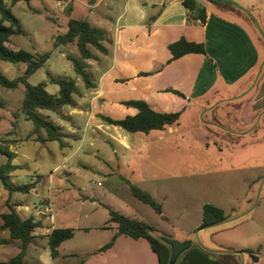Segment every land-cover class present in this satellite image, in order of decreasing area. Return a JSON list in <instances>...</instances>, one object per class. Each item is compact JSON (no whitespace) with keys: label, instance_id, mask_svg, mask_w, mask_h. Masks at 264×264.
<instances>
[{"label":"rangeland","instance_id":"374dc122","mask_svg":"<svg viewBox=\"0 0 264 264\" xmlns=\"http://www.w3.org/2000/svg\"><path fill=\"white\" fill-rule=\"evenodd\" d=\"M82 1L73 0V3L61 9L57 0H19L16 3L5 0L20 20L23 30L21 34L12 36L7 44L15 50L50 52L49 59L29 76L28 82L36 85L46 81L47 90L57 94L59 85L51 82L50 77L72 78L78 89L74 95L75 101L80 102V108L88 109L89 106L92 110L95 95L86 94L91 88L85 86L69 59V56L81 57L76 42L56 44L58 35L63 34L68 27L67 17L70 16L72 5V17L83 18L87 14L88 8ZM124 1L111 0L114 4L113 14L118 15L122 11ZM197 1L202 5L208 3L213 11L220 13V8H235L237 0ZM260 2L261 0H253L256 5ZM260 36L264 40L263 32H260ZM92 51L95 56L99 54V50L93 47ZM89 61L93 62V59ZM262 66L263 63L258 72ZM25 68V63L0 59V72L9 79L23 75ZM249 85L253 87L252 96H249L250 99H242H249L251 113L256 117L252 124L245 122V114L242 112L245 102H225L215 107L218 100L213 101V113L210 105L204 101L199 119H196L195 109L186 110L181 116L180 133L174 147L165 143L162 151L152 155V162L141 163L148 167L151 174L171 172L186 176L173 182L176 187L170 193V199L179 202L181 207L182 204H188L191 207L189 216L195 213V217L200 215L197 208L204 201L225 206L222 209L228 219L219 225H200L191 232L195 243H202L201 236L205 235L212 240L216 250L229 251L226 248L228 245L241 249L243 256L240 255L239 264H264V71L253 78ZM24 92L23 84L17 88H6L0 84V146L14 153L13 164L17 165L13 172L16 175L11 179L14 178V183L20 184L31 180L37 182L36 191L29 194L17 192L15 196L27 198L32 203L42 201L40 204L47 205L44 211L49 213L50 221H53L55 214L56 225L74 228V236L57 248L52 254L53 261L43 260L45 264H84L91 253H99L98 246L105 245L113 235L112 228L104 229L102 226L117 227L109 221V209L130 217L136 212L122 194L109 190V186L116 180L110 175L112 170H118L123 178L131 170L124 164L122 152L116 157L110 143L100 137L96 122L104 120L98 109L93 113L91 126H87L90 115L73 111L74 108L68 105L61 106L56 111L40 110L56 124L63 125L61 130L65 132V146H61L58 141H38L39 134L44 138L47 134L44 129L37 133L34 123L26 118L22 109ZM113 99L117 101L108 103L101 111L120 118L124 112L117 105L119 100L141 97L137 89L121 86ZM103 101L100 98L101 105ZM79 125L80 129L76 133L70 130L71 126L76 129ZM6 161L7 155L0 150V165ZM139 173L138 171L136 175L139 176ZM128 192H131L130 189ZM7 193L0 181V213L4 210L2 199ZM187 212L185 206L181 213L186 216ZM176 227L174 230L179 229ZM155 234L160 235L158 232ZM121 238L122 243L118 246L120 256L116 258L118 264L127 259L124 257L127 254L125 249L151 250L145 238ZM205 243L212 245L210 242ZM33 244L30 247L31 254L48 253L46 256L51 257L47 241L43 237ZM17 251L16 246H0V261L9 259ZM144 257L146 256L137 254L132 259L143 261ZM27 260L29 264V258ZM145 262H148L147 257ZM105 264H109L108 261Z\"/></svg>","mask_w":264,"mask_h":264},{"label":"crops","instance_id":"0c3cea01","mask_svg":"<svg viewBox=\"0 0 264 264\" xmlns=\"http://www.w3.org/2000/svg\"><path fill=\"white\" fill-rule=\"evenodd\" d=\"M70 3H73V0H57V5L61 9ZM82 3L88 8V12L79 19L88 20L92 26L105 31L104 44L108 49L107 53L99 51L96 56L93 52V58L84 60L95 84L89 89L91 91L86 92V94L95 95L92 103L93 111L89 106L88 109L80 108L79 101L74 106H70L74 108L73 111L84 112L85 116L90 115L87 119V126L92 125L93 113L97 109L102 115L110 116L105 112L102 113L101 109L106 108L108 103L112 104L117 101L113 99V96L121 86L137 89L141 99L147 101L158 112L181 111L182 116L186 110L195 109L196 119L200 118L204 101H207L213 113L215 112V108L211 107L213 101L218 100L215 107L225 102H245L242 111L245 114V122L250 125L255 121L256 117L251 113V104L248 103L249 96H252L253 93V87L249 84L253 78L258 74L261 75L264 71V40L260 36V32L264 33V0H261L258 5L254 4L253 0H237L235 4L237 8L231 6L233 8L217 9L220 13L213 11L208 3L203 4L207 11L206 19L202 24L196 23L191 18L183 0H125L123 9L118 15L113 14L112 6L114 4L111 0H83ZM72 10L73 5L70 9V16L67 17L68 20L72 17ZM181 37H185L189 41L203 43L206 54L188 53L170 61L172 54L169 44ZM92 59L93 62H90L89 60ZM262 63L260 73L258 71ZM141 72L148 74L142 75ZM170 89L179 90L185 96L175 94L169 91ZM242 97L249 99L244 101ZM100 98L104 100L102 105ZM125 100H119L117 104L123 108L124 115L116 119L137 113L136 108L127 107L121 103ZM180 119L178 123L167 126L163 130H152L148 133H132L105 121L96 122L100 137L110 143L114 155L117 157L118 153L122 152L124 164L131 170L125 178H130L132 183L150 192L161 202L165 218L158 215L150 205L128 192L129 187L122 179V175H119L118 170L111 171L110 175L116 180L109 186V190L115 194H122L121 196L127 200L126 202L134 208L136 212L131 215V218L151 224L158 234L181 241L191 240V246L199 245L210 252L212 257L222 256V259L229 264H239L241 249H234L235 245H228L226 248H229V251L216 250L212 240L205 235L201 236L202 243H195L191 232L202 224L203 207L206 202L198 205L197 209L200 215L195 217L197 213L189 216L191 207L188 204H182L181 207L179 202L170 199V193L174 192L176 187L173 182L186 176L171 172H164L162 175L151 174L148 167L141 163L152 162V155L162 151L165 143L172 144L173 147L177 144ZM57 125L60 128L63 126ZM79 127L80 125L74 129L71 126L70 130L76 133L75 131L80 129ZM61 132L65 133L62 130ZM83 132L87 135L85 131ZM63 140L65 142L64 135ZM84 141H86V137ZM112 163L115 161L112 160ZM138 171L140 172L139 176L136 175ZM13 172L10 180L14 183V178L12 180L11 177L16 174ZM30 182L37 183L35 180ZM36 189L35 185L33 189L24 194H29ZM15 193L17 192H8L2 199L4 210L1 213L7 212L8 204H11L22 219L34 216L41 223L33 232L34 237L25 256L26 264H28L27 258H29V264L31 259V264H43V260L46 262L48 259L53 261L54 258L48 243L49 234L54 228L67 227L56 225L55 214L53 221H50L49 213L44 211V207L47 205L40 204L42 201L32 203L27 198H17ZM211 204L225 208L220 203L211 201ZM185 206L188 211L186 216L181 213ZM174 225L179 229L174 230ZM102 228H112L113 235L117 231L116 226L104 225ZM124 236L127 235H119L113 245L107 249H102L104 245L98 246L99 253H91L84 264H88L89 261H92L91 264H105L107 261L109 264H118L116 261V258L120 256L118 246L121 245V237ZM41 237L47 241L51 254L49 258L46 256L48 253L45 255L41 252L31 254L30 247L34 241ZM205 242H210L212 245ZM20 244V240L13 239L7 229L1 228L0 220V246L2 248L16 246L18 253ZM125 250L127 254L124 257L127 259L124 263L119 264H160L158 255L152 249L150 251L147 248ZM137 254L146 256L148 262H145L146 257L143 261L133 260V255Z\"/></svg>","mask_w":264,"mask_h":264},{"label":"trees","instance_id":"16d2710c","mask_svg":"<svg viewBox=\"0 0 264 264\" xmlns=\"http://www.w3.org/2000/svg\"><path fill=\"white\" fill-rule=\"evenodd\" d=\"M19 0H12L16 3ZM184 6L191 14V18H197L205 21L206 7L197 0H183ZM67 31L58 35L56 44H69L76 42L80 58L69 56L72 61L75 72L81 76L84 84L88 88L94 87L92 74L88 71V66L85 59L93 58L92 47L102 53H107L108 49L104 44L105 31L101 28L92 26L88 20L79 18H69ZM23 32L20 20L7 6L5 0H0V59L12 63H25L26 68L18 78L9 79L0 72V84L6 88H17L21 84L25 86L22 109L28 120H31L35 125V131L40 133L41 129L46 131L44 138L38 135V141H58L61 146H65L63 133L60 126L44 116L40 110L56 111L61 106H74L76 101L74 95L77 93L76 81L72 78L50 77V81L59 85L57 94L50 93L46 86V81L32 85L28 82V78L37 69L41 68L50 57V52L32 53L25 49L15 50L7 43L11 41V37L19 35ZM169 50L172 54L170 61L178 59L188 53L206 54V49L203 43L189 41L185 37H181L177 41L169 44ZM142 75H147L146 72H141ZM169 91L185 96L182 92L176 89ZM127 107H134L137 113L127 115L124 118L116 119L110 116L102 115L101 118L108 124H113L122 127L128 132H143L148 133L152 130H163L167 126L178 123L181 111L175 112H158L154 110L147 101L142 99H130L121 102ZM3 154L7 155V161L0 165V181L4 188L9 192L27 193L35 187V182L26 184H15L10 180L11 173L17 168L13 164L14 153L5 150L0 146ZM126 181L131 193L142 202L150 205L153 210L165 218L162 213V204L150 192L143 190L127 178H122ZM9 205L7 212L0 214L1 228L7 229L13 239L20 240L19 252L6 261H0V264H26L25 256L28 246L33 239V232L39 225L40 221L34 216L22 219L13 205ZM228 219L224 210L214 204L206 203L203 207V221L201 227H207L222 223ZM110 222L117 225V231L106 243L102 249H107L113 245L116 238L121 235H127L134 239L145 238L151 249L158 255L160 264H170L171 247L167 244L162 235H156V229L149 223L131 218L119 211L110 209ZM74 236L73 228H54L49 234V247L52 254L57 248L67 239ZM175 264H229L222 259V256L217 258L212 257V254L204 250L199 245L190 246L177 259ZM237 264V263H235Z\"/></svg>","mask_w":264,"mask_h":264},{"label":"water","instance_id":"95a60500","mask_svg":"<svg viewBox=\"0 0 264 264\" xmlns=\"http://www.w3.org/2000/svg\"><path fill=\"white\" fill-rule=\"evenodd\" d=\"M162 238L171 247L170 264H175L179 256L192 245L191 240L181 241L168 236H163ZM239 254L243 256L242 252H239Z\"/></svg>","mask_w":264,"mask_h":264},{"label":"built area","instance_id":"2783aa9c","mask_svg":"<svg viewBox=\"0 0 264 264\" xmlns=\"http://www.w3.org/2000/svg\"><path fill=\"white\" fill-rule=\"evenodd\" d=\"M195 22H196V23H199V24H202V23H203V20L200 19V18H197V19L195 20Z\"/></svg>","mask_w":264,"mask_h":264}]
</instances>
